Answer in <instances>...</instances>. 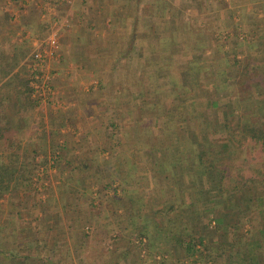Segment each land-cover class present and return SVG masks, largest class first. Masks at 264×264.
<instances>
[{"label": "crops", "instance_id": "crops-1", "mask_svg": "<svg viewBox=\"0 0 264 264\" xmlns=\"http://www.w3.org/2000/svg\"><path fill=\"white\" fill-rule=\"evenodd\" d=\"M65 21L58 57L46 65L52 92L37 98L29 92L35 103L70 113L58 125L50 116L44 133L74 135V146H83L77 152L90 172L82 182L97 178V155L105 154L98 146L109 147L114 133L115 152L128 157L121 158L129 162L128 182L137 169L145 179L125 190L121 181L111 183L124 190L131 227L153 222V231L198 233L203 219L214 228L215 218L225 216L250 241L264 226L253 219L264 213V187L220 196L200 154L217 160L233 153L224 130L229 114L263 119L264 0H0V39L12 38L7 27L18 29L13 39L28 42L20 67L29 76L31 52ZM248 65L259 76L243 74ZM144 202V222L135 223Z\"/></svg>", "mask_w": 264, "mask_h": 264}, {"label": "rangeland", "instance_id": "rangeland-1", "mask_svg": "<svg viewBox=\"0 0 264 264\" xmlns=\"http://www.w3.org/2000/svg\"><path fill=\"white\" fill-rule=\"evenodd\" d=\"M55 5L51 4L50 9ZM7 28L15 36L18 29ZM226 28L223 26L222 30L227 31ZM13 36L10 41L0 39V125L7 127L0 138V158L8 164L13 163L17 156L16 166L24 171L19 173V186H15L18 183L16 175L8 184L9 190L0 193V250L13 249L18 254L12 261H3L0 257V264H198V261L185 256L182 246L175 241V231L168 232L163 228L153 231L149 227L157 224L153 222L147 225L146 230L138 229L141 225L130 226L129 207L123 191L130 188L135 179L144 183L145 179L137 169L140 179L134 177L132 184L128 182L131 181L129 175L126 179L129 162L121 161V158L128 157L123 155L124 152H115L112 146L116 144L114 133L110 134L112 144L109 147H103L107 145L103 143L98 146L105 150V154L97 155L99 165H102L99 171L93 172L97 178L92 183L82 182L90 172V166L83 165V157L77 152L83 146L79 143L74 146L77 141L74 135L57 137L44 133L46 125L50 126L52 121L50 116L58 125L62 119L69 121L70 113L62 107L41 106L30 98L25 83L27 72L20 67V62L29 52L28 42L18 40L20 36L13 39ZM250 66L244 68L248 70L243 74L251 79L259 76V70L254 71L255 68ZM8 67L12 69L11 73L18 74V78L12 79L9 75L1 79V70ZM69 75H62L60 79ZM88 78L85 80L87 83L91 80V77ZM241 84L244 83L239 81L238 85ZM71 112L76 114L72 109ZM260 120H264V116ZM70 125L74 126L72 122ZM103 156L104 160L112 161L101 163ZM229 156L233 159L229 160ZM229 156L221 158L225 159L230 174L226 181L228 189L232 187L230 183L236 184L241 177L263 178L264 150L260 145L249 141L242 154L236 155L233 151ZM202 157L203 160L210 159L208 153ZM258 171L263 174L256 173ZM27 176L30 181L25 180ZM114 180L121 181L123 191L111 184ZM262 187L264 184L257 188ZM143 200L147 201V198ZM145 205L146 202L141 206L140 216H135V223L143 224L141 215ZM172 211L180 215L177 210ZM254 213L253 219L257 217L254 220L259 221L258 226H261L264 213L260 216ZM157 219L160 217L157 216ZM198 229L201 230V223ZM192 230L195 229L191 225ZM143 231L146 235L140 234ZM138 238L140 241L137 242ZM59 239L64 242L62 245L72 246L67 249L71 258L67 263L54 256L57 248L61 250V245L56 244ZM47 249L50 252H46Z\"/></svg>", "mask_w": 264, "mask_h": 264}, {"label": "trees", "instance_id": "trees-1", "mask_svg": "<svg viewBox=\"0 0 264 264\" xmlns=\"http://www.w3.org/2000/svg\"><path fill=\"white\" fill-rule=\"evenodd\" d=\"M11 72L12 69L10 67L2 69L1 79L9 75L12 76V79L18 78L17 73ZM28 80L29 75L27 73L25 79L27 87L29 86ZM263 122L264 120L261 121L260 119L254 120L252 122H245L243 121V118L235 116L232 113L229 114V117H224L225 134L228 141L235 147L234 153L236 155L242 154V152H244L245 144L249 141H253L255 144L260 145L261 149L264 150ZM6 130L7 127L4 128L0 125V138L3 137V132ZM204 154L205 153L202 152V154H200V158ZM16 158L17 156H15L13 163L8 164H5L2 158H0V193L9 190L8 184L15 178L16 175L18 183H16L15 186L20 185V175L24 170L21 167L17 168ZM228 159L231 160L233 159V157L229 156ZM201 162L205 163V165L212 173V176H216L215 188L216 192L220 196L226 197L232 194H236L241 189L247 187L248 184H252L254 187L255 185L258 187L261 186V184H264V176L262 179H258L257 177L242 178L240 176L241 179H239L238 182L236 181V184L234 185L230 183L232 187L228 189L226 181L228 177H230V174L228 173V167L225 165V159L203 160L201 158ZM19 173L21 174L19 175ZM256 173L263 174L261 171H258ZM26 179L27 181H30V178L28 176L27 178H25V180ZM27 184L30 183L28 182ZM215 220L216 223L214 228L209 227L210 221L206 222L203 219L204 223L202 224L201 230L198 229V233H175V241L180 246H182L185 256L188 259H192L194 262L198 261V264H264V226L261 228L260 232H254L251 240L249 241L246 237L247 233H238L236 232V230L232 231L230 229V224L227 223L225 216L217 217L215 218ZM144 230H146V228ZM145 232L146 231H143L140 234L146 235ZM62 243H64L62 242V240H56V244L61 245V250L57 248V253H54V256L57 255V259L60 260V262L65 261V263H67L68 261H71L70 254L67 250L69 247L62 245ZM254 244H256V246ZM46 252H50V250L47 249ZM62 255H64L65 257ZM17 256L18 254L16 250H0V257L3 259V261H12L14 258H17Z\"/></svg>", "mask_w": 264, "mask_h": 264}, {"label": "built area", "instance_id": "built-area-1", "mask_svg": "<svg viewBox=\"0 0 264 264\" xmlns=\"http://www.w3.org/2000/svg\"><path fill=\"white\" fill-rule=\"evenodd\" d=\"M69 2V0H63ZM69 26L65 21L60 28H54L48 37L39 43L30 54V76L28 80L29 89L33 98L42 97L46 93H51V79L53 73L46 71V65L52 59L58 57V40L62 30Z\"/></svg>", "mask_w": 264, "mask_h": 264}]
</instances>
